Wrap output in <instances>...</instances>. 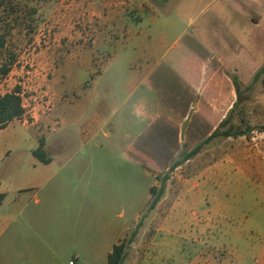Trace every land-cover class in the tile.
Masks as SVG:
<instances>
[{
  "label": "rangeland",
  "instance_id": "1",
  "mask_svg": "<svg viewBox=\"0 0 264 264\" xmlns=\"http://www.w3.org/2000/svg\"><path fill=\"white\" fill-rule=\"evenodd\" d=\"M2 64L0 95L19 88L24 114L0 130V216L29 235L30 264H98L102 226L135 216L124 264L167 232L174 264H264L262 177L246 157L264 136V0H0ZM145 65L157 68L141 81ZM233 77L232 122L243 110L254 131L203 143L237 100ZM147 87L174 112L137 139L132 104ZM40 139L47 165L32 155ZM180 201L205 202L206 236L186 240Z\"/></svg>",
  "mask_w": 264,
  "mask_h": 264
},
{
  "label": "crops",
  "instance_id": "2",
  "mask_svg": "<svg viewBox=\"0 0 264 264\" xmlns=\"http://www.w3.org/2000/svg\"><path fill=\"white\" fill-rule=\"evenodd\" d=\"M182 63V64H181ZM184 60L180 62L179 70L177 68L178 73L180 74L181 78L185 80L187 83H190V79L188 77L189 70L186 69ZM166 65H177L174 59L168 60ZM185 66V67H184ZM190 67V66H189ZM157 68V66H148L145 65L143 69V73H141L140 80L146 81L150 80V76L152 75L153 71ZM175 68V67H173ZM191 68V67H190ZM163 70L158 72L159 74L155 78L157 81H161L164 79L165 75ZM188 73V74H187ZM145 92L138 94L132 104L133 115L139 121L141 125L138 127L135 138H139L143 136L152 126V124L159 118L165 119L168 111L171 113L174 112L168 105V102L165 100L163 101L157 92H154L150 87L146 88ZM168 110V111H167ZM118 124H122L120 121ZM123 125V124H122ZM247 161L249 165H247V170L250 172H260L259 174L262 177V191H261V210L264 212V136L261 138V145L260 151L252 150L251 153L246 155ZM51 162V158H50ZM260 162V166H259ZM47 165V164H46ZM199 184L193 183L190 189H195ZM2 195V199L0 200V205L4 203L6 199L5 194ZM13 204H16L14 200ZM177 205V206H176ZM182 206V208L188 210L190 218L187 219V225L185 230H187L186 240H192L193 242L196 241L195 237L204 235L206 236L208 226L200 225L201 219L207 214L206 211V204L203 201H180L175 202L173 208L178 206ZM193 210H197L194 212ZM199 210H202L200 212ZM201 219H198L200 218ZM222 216H220L218 220V224H222L221 221ZM137 216L129 223L126 224L125 221L122 224H111L108 223L101 228V237L99 238L98 246L94 249H90L89 253L92 257L95 258L96 263L98 264H106L107 256L110 254L114 245H117L121 240H123L128 231L131 230L136 224ZM167 221L169 218L166 219ZM9 222V216H0V264H30V239L28 234H24L22 232L12 231V232H4V229L7 227H3L4 224ZM221 231L219 229L218 234L220 235ZM209 236V235H208ZM156 240V239H155ZM155 240H151L149 244L148 251L144 253L143 259L138 264H159V261L165 260L166 264H174V253L172 250V243L173 239L169 237V234H164V236L160 239V242H155ZM36 247V244H33ZM74 256L77 258L81 257V253L78 249H74ZM160 258V259H159ZM262 258L264 262V243L262 246ZM126 262V259L124 263ZM123 263V264H124ZM69 264H71L69 262Z\"/></svg>",
  "mask_w": 264,
  "mask_h": 264
},
{
  "label": "trees",
  "instance_id": "3",
  "mask_svg": "<svg viewBox=\"0 0 264 264\" xmlns=\"http://www.w3.org/2000/svg\"><path fill=\"white\" fill-rule=\"evenodd\" d=\"M9 67V64H2L0 67L1 75H6L9 72ZM258 76L259 73L255 75L254 81L257 79ZM232 83L236 91L237 100L235 101L231 109L228 111L225 118L218 124L213 133L210 134L203 143L211 141L216 136H222L225 138L247 137L254 131V128L247 124L246 114L243 110L239 112V124H234L232 122V114L235 112L237 103L239 100H241L242 97L238 90V83L236 77L232 78ZM23 114L24 108L21 103L19 88H15V90L11 93L0 95V130L5 128L10 122L20 119ZM201 147L202 144L197 145L188 155L185 156L184 159H188V157L196 154ZM32 155L42 164L46 165L50 163V157L44 150V141L42 139L39 140L38 147L32 151ZM178 164L179 162H176L173 167L177 166ZM155 178L159 182V186H151L149 188L150 201L148 207L150 209H153L162 198L165 192L166 182L169 177L165 175L163 176V178H158L157 176ZM1 199L2 195H0V200ZM138 228L139 224H137V226L130 232L127 238H124L117 245L113 246L110 254L107 256L106 264L124 263L125 258L127 256V249L136 237Z\"/></svg>",
  "mask_w": 264,
  "mask_h": 264
}]
</instances>
